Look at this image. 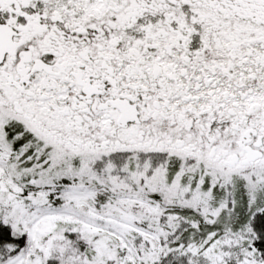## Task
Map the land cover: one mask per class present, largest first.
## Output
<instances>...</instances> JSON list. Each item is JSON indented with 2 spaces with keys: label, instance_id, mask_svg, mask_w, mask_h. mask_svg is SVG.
Masks as SVG:
<instances>
[{
  "label": "snow or ice",
  "instance_id": "1",
  "mask_svg": "<svg viewBox=\"0 0 264 264\" xmlns=\"http://www.w3.org/2000/svg\"><path fill=\"white\" fill-rule=\"evenodd\" d=\"M0 264H264V0H0Z\"/></svg>",
  "mask_w": 264,
  "mask_h": 264
}]
</instances>
